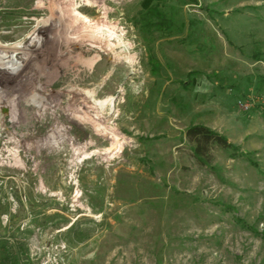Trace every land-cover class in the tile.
Instances as JSON below:
<instances>
[{"label":"rangeland","instance_id":"rangeland-1","mask_svg":"<svg viewBox=\"0 0 264 264\" xmlns=\"http://www.w3.org/2000/svg\"><path fill=\"white\" fill-rule=\"evenodd\" d=\"M192 124L237 149L200 163ZM15 258L264 264V0H0Z\"/></svg>","mask_w":264,"mask_h":264},{"label":"trees","instance_id":"trees-1","mask_svg":"<svg viewBox=\"0 0 264 264\" xmlns=\"http://www.w3.org/2000/svg\"><path fill=\"white\" fill-rule=\"evenodd\" d=\"M186 136L194 144L192 148L193 153L202 164H209L211 162L210 150L213 144L227 149H237L236 145L229 141L225 135L204 124L190 125L186 130ZM9 243V241L2 243L3 253L7 252L10 254L11 247ZM16 261L15 258L12 264H15Z\"/></svg>","mask_w":264,"mask_h":264},{"label":"bare ground","instance_id":"bare-ground-1","mask_svg":"<svg viewBox=\"0 0 264 264\" xmlns=\"http://www.w3.org/2000/svg\"><path fill=\"white\" fill-rule=\"evenodd\" d=\"M117 140L119 139V137L116 138Z\"/></svg>","mask_w":264,"mask_h":264}]
</instances>
